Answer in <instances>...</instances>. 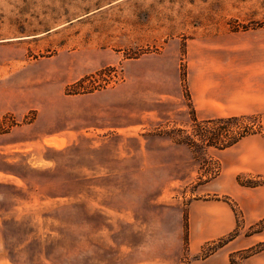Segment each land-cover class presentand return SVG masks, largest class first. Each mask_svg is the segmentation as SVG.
<instances>
[{
	"label": "rangeland",
	"instance_id": "obj_1",
	"mask_svg": "<svg viewBox=\"0 0 264 264\" xmlns=\"http://www.w3.org/2000/svg\"><path fill=\"white\" fill-rule=\"evenodd\" d=\"M263 27L264 0H0V264L17 251L107 264H249L259 255V222L246 225L237 201L206 185L222 174L223 149L201 137L221 133V145L261 134L259 119L202 131L185 96L180 124L142 103L160 100L146 74L135 93L133 80L167 57L184 94L188 43L243 40ZM215 202L233 209L236 227L203 240L196 215L214 209L192 207Z\"/></svg>",
	"mask_w": 264,
	"mask_h": 264
},
{
	"label": "crops",
	"instance_id": "obj_2",
	"mask_svg": "<svg viewBox=\"0 0 264 264\" xmlns=\"http://www.w3.org/2000/svg\"><path fill=\"white\" fill-rule=\"evenodd\" d=\"M186 49L187 88L198 120L248 117L258 118L260 121L261 134L246 136L232 147L220 151L222 174L213 182L206 184L218 188L222 195L234 198L241 208L244 223L253 226L264 219V186L243 187L238 183L237 177L242 174L264 178V27L250 30L243 40L230 35L220 40V43L216 40L198 41L196 45L188 43ZM174 64V61L163 57L161 64L156 65L155 69L143 71L140 78L136 77L133 80L134 93L137 82L145 85L146 74L149 86L156 88L160 100L156 99L154 102L147 100L142 103L156 109L166 107L170 112L173 111L170 115H179L180 124H186L189 115L180 74L176 67L174 69ZM168 66L171 67L170 73ZM133 104L132 108H135L136 103ZM103 106H98V110ZM119 106L124 115L125 100ZM120 130L117 129L115 135L123 134ZM192 209H214L200 211L196 215L200 225V238L203 240L222 237L236 227V215L233 209L224 203H207ZM3 220L4 216L0 209V223ZM192 228L191 226V238ZM257 235L264 236V231ZM261 240L264 242V237ZM252 246L254 242L245 248ZM257 256L260 257V264H264V250ZM257 256L250 257L249 264H253ZM3 262V264H62V262L107 264L104 257L94 254H25L18 251L6 257Z\"/></svg>",
	"mask_w": 264,
	"mask_h": 264
},
{
	"label": "trees",
	"instance_id": "obj_3",
	"mask_svg": "<svg viewBox=\"0 0 264 264\" xmlns=\"http://www.w3.org/2000/svg\"><path fill=\"white\" fill-rule=\"evenodd\" d=\"M88 78H90V76L85 77L84 79H82L81 81H79L77 84L78 85H82L84 84L85 80H87ZM183 83H184V96L186 97V99L188 100V102L191 104V97L187 88V84H186V78H183ZM70 91V90H69ZM71 92V91H70ZM192 106V104H191ZM191 121L194 125L198 126L202 131L204 130L205 126L208 124H224V123H230V122H238L242 119H246V120H252V119H257V118H248V117H231V118H222V119H214V120H208V121H200L198 120V118L196 117L195 111L192 107V112H191ZM252 130V128H251ZM248 134V132H242L239 133V135L232 137L231 139H229L228 141H224L221 145V133H217L216 135L212 136V137H206L207 135H203L201 136L203 138V142L204 144L208 145V146H220V149H227L229 147H232L233 145H235L236 143H238L242 138L246 137ZM187 146L189 147H193L192 143H187L184 142ZM195 145V144H194ZM260 185H264V184H259V185H249L248 187H257ZM257 225L261 226L258 230H255L253 234H259L261 232L264 231V219L262 221H260ZM256 226V225H255ZM232 239H230L231 241ZM257 254V253H256Z\"/></svg>",
	"mask_w": 264,
	"mask_h": 264
}]
</instances>
